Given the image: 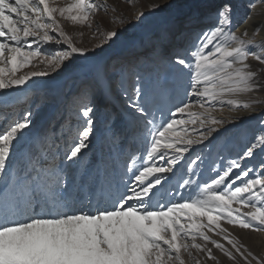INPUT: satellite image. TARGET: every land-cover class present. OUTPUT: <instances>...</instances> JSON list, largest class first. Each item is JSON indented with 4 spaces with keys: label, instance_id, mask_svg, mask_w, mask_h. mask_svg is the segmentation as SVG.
<instances>
[{
    "label": "snow or ice",
    "instance_id": "obj_1",
    "mask_svg": "<svg viewBox=\"0 0 264 264\" xmlns=\"http://www.w3.org/2000/svg\"><path fill=\"white\" fill-rule=\"evenodd\" d=\"M100 8L95 0H69L64 6H55L54 0H0V90L47 74L16 75L41 55L40 45L67 44L63 54L47 60L49 66L72 54L84 55L62 30L57 15L83 24ZM232 29L231 7L225 2L169 54V65L187 78L186 99L169 109L161 111L148 103L137 76L129 103L137 114L144 148L130 156L114 188L97 180L86 197L74 195L54 155L31 159L22 175L10 173L8 162L21 134L31 126L32 114L0 130V264H184L182 252L191 257L190 247L214 258L211 249L196 243L197 237L235 260L204 229H218L242 258L251 256L264 264L251 252L245 255L243 246L219 223L264 230V120L231 159L221 156L205 163L204 145L218 131L214 125L223 122L212 117L210 109L217 104L239 107L238 100L225 97L264 87L259 80L264 68L253 71L247 63L251 56L264 65V43L245 39L247 30L238 35ZM106 36L112 40L118 33L107 31ZM194 104L203 111L190 110ZM79 111L83 123L61 164L79 160L88 147L93 109L84 105ZM234 203L252 210L242 212Z\"/></svg>",
    "mask_w": 264,
    "mask_h": 264
},
{
    "label": "rangeland",
    "instance_id": "obj_2",
    "mask_svg": "<svg viewBox=\"0 0 264 264\" xmlns=\"http://www.w3.org/2000/svg\"><path fill=\"white\" fill-rule=\"evenodd\" d=\"M68 2L54 0L55 6H64ZM225 2L231 7L232 30L240 35L246 30L243 25L252 14L249 6H253L256 0H95L101 8L91 13L83 24L57 15L62 30L74 46L85 50V54H72L63 63L57 60L49 66L47 60L63 54L67 44L61 42L54 47L40 45L43 49L41 55L32 58L31 63L18 70L16 75L28 72L47 74L33 76L24 85L0 90V130L24 114H32L31 126L21 134L8 162L9 172L22 175L31 159H50L54 155L57 164L67 172L69 190L74 195L86 197L97 180L105 188L109 184L114 188L126 171L130 156L139 155L144 148L137 114L129 103L136 86L134 81L140 77L145 98L154 109L163 111L186 99L187 78L178 68L169 65L168 56L184 42L190 29L200 26L218 5ZM155 5L160 7L150 11ZM141 13L143 17L138 18ZM255 14L261 19L251 32L254 41L256 36L264 33V3L258 6ZM237 18H241L240 21ZM107 31H116L118 36L108 40ZM57 39L62 41L58 36ZM247 63L253 71L264 68L251 56ZM259 80L264 85V71L260 72ZM260 93H264V87ZM225 99L238 100L241 106L217 104L210 109L211 116L223 122L214 125L218 131L210 138L211 143L204 145V153L208 157L206 164L221 156L231 159L249 140L258 122L264 120L263 112L246 124L219 129L225 125L228 113L240 110L259 112L254 109L255 97L249 92L229 94ZM84 105L93 109L94 124L88 147L79 160L61 164L65 149L83 123L79 110ZM190 110L203 111L198 104ZM235 116L231 117L232 121L237 120ZM194 148L200 151L199 146ZM217 166L212 164V167ZM97 193L98 188L93 199ZM233 207H240L242 212L252 210L235 203ZM197 219L207 222L204 217ZM182 222L185 221L182 219ZM219 223L227 230L225 234L230 235L238 246H243L241 251L245 255L251 252L257 259L264 260V230L243 229L225 220ZM204 231L211 239L224 244L236 257L235 260L197 237L196 243L211 249L214 258L210 259L205 251L190 247L191 257L182 252L184 264H257L251 256L246 261L236 253L223 239V234H218V229L216 232ZM188 242L191 244V240Z\"/></svg>",
    "mask_w": 264,
    "mask_h": 264
},
{
    "label": "bare ground",
    "instance_id": "obj_3",
    "mask_svg": "<svg viewBox=\"0 0 264 264\" xmlns=\"http://www.w3.org/2000/svg\"><path fill=\"white\" fill-rule=\"evenodd\" d=\"M262 1H264V0H259V1L256 0V2L254 3L253 6H249V9L250 8L252 9L251 17L247 21L243 20V21H245V23L243 25V29L248 30L247 37H246L247 39L248 38L252 39V37H251L252 33L251 32L254 29V25L257 23L258 20L261 19V17L259 15L255 14V10L258 8V6H260L261 4L264 3V2L262 3ZM185 3H189V2L185 1ZM240 19L241 18H237L236 20L240 21ZM192 30H193V28L190 29L188 31V33H190ZM256 38H257V40L255 42L264 41V33H261L260 35L256 36ZM260 83L263 85L262 82H260ZM261 90H262V87L260 89H256V90H253V91L249 92V94L251 96L255 97L254 105H256V106H255L254 109H256L259 112L250 111V110L249 111L248 110H244V111L240 110V111H237L234 114L228 113L227 114V121H226L225 125L219 127V129L228 128V127H231V126H238L241 123L246 124V122L248 120L257 117L259 113L262 114L264 112V93H260ZM198 109H199V107H198ZM233 112H235V110ZM235 114H238V115H241V116H237L236 117ZM234 116H235V118H237V120L232 121L231 117H234ZM206 144L207 143H205V145Z\"/></svg>",
    "mask_w": 264,
    "mask_h": 264
}]
</instances>
